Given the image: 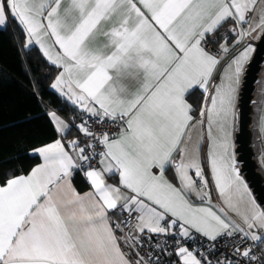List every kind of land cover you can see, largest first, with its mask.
Here are the masks:
<instances>
[{
	"label": "snow or ice",
	"instance_id": "1",
	"mask_svg": "<svg viewBox=\"0 0 264 264\" xmlns=\"http://www.w3.org/2000/svg\"><path fill=\"white\" fill-rule=\"evenodd\" d=\"M63 3L0 0V27L15 21L21 48L56 70L47 88L80 117L46 109L57 135L31 150L42 162L0 184V264H264V202L240 176L230 131L264 0ZM196 89L199 119L186 99ZM259 124L264 134V105ZM197 237L212 251L190 249Z\"/></svg>",
	"mask_w": 264,
	"mask_h": 264
},
{
	"label": "trees",
	"instance_id": "2",
	"mask_svg": "<svg viewBox=\"0 0 264 264\" xmlns=\"http://www.w3.org/2000/svg\"><path fill=\"white\" fill-rule=\"evenodd\" d=\"M222 27L216 36H224ZM232 38V36H230ZM212 40V38H210ZM22 36L15 21L9 17L6 27L0 28V182L3 183L13 175L26 174L40 162L31 150L56 138L49 118L44 111L55 110L65 119L76 117L80 123L79 114L70 102H66L53 90L47 88L51 82L48 74L54 77L55 69L50 68L36 47L29 51L21 48ZM38 91L43 103L38 102L33 91ZM198 114L203 94L194 90L188 95ZM255 113V107H254ZM253 146L256 158L261 168L256 145L260 142L259 134L254 130L253 114ZM69 138L77 135L73 128ZM264 174L263 170H261ZM243 174V173H242ZM80 191L87 190L89 183L80 172L73 177Z\"/></svg>",
	"mask_w": 264,
	"mask_h": 264
},
{
	"label": "water",
	"instance_id": "3",
	"mask_svg": "<svg viewBox=\"0 0 264 264\" xmlns=\"http://www.w3.org/2000/svg\"><path fill=\"white\" fill-rule=\"evenodd\" d=\"M235 51V50H234ZM264 64V35L256 42V48L248 63L239 98V120L236 133L238 162L240 171L256 196L264 202V174L256 158L253 146V114L256 84Z\"/></svg>",
	"mask_w": 264,
	"mask_h": 264
},
{
	"label": "crops",
	"instance_id": "4",
	"mask_svg": "<svg viewBox=\"0 0 264 264\" xmlns=\"http://www.w3.org/2000/svg\"><path fill=\"white\" fill-rule=\"evenodd\" d=\"M67 2H68V0H64V3L61 5V10H63V7H65L66 5H67ZM229 24H231V21H229L228 23H226L224 26H223V28H224V30H223V34L224 35H226V29L228 28V26H229ZM0 28H3V27H0ZM216 35V34H215ZM230 36L231 35H228V37H227V39H228V44L229 45H231V43H232V39L234 38V37H232V38H230ZM217 37V36H216ZM219 37H223L222 35L221 36H219ZM211 37H209V41H211L212 42V40L210 39ZM218 38V37H217ZM101 41H100V39L97 37V38H94L93 40H91L90 41V44H92L93 46H95L96 44H98V43H100ZM222 42V41H221ZM213 43V42H212ZM213 45H214V47L216 48V50L218 49V47H219V45H218V43H213ZM208 49V48H207ZM209 50V49H208ZM235 49H233V51H234ZM210 51H212V50H210ZM214 52V54H215V51H213ZM251 61V60H250ZM249 61V62H250ZM196 90H198V89H196ZM186 99H187V102L189 103V104H191L192 105V103H191V101L189 100V98H188V95H187V97H186ZM262 105H264V64H263V67H262V70H261V72H260V76H259V79H258V81H257V84H256V90H255V102H254V107L256 106L257 107V109H258V113H257V121H256V126H257V130H256V132L259 134V137H260V142H259V144L258 145H256V148L258 149L257 150V152L259 153V160L261 161V156H262V154H264V138H262V135H264V134H262L261 133V129H260V124H259V118H260V115H261V106ZM193 106V105H192ZM194 109V108H193ZM60 115V114H59ZM194 115V114H193ZM61 116V115H60ZM195 117H196V119H199V116H198V114L197 115H194ZM62 118H64L63 116H61ZM65 119V118H64ZM65 120H67V119H65ZM232 134V133H231ZM235 145L233 144V148L235 149V147H234ZM207 151H208V141H207V139H205V141H204V143H203V146H202V148H201V150H200V157H201V161L203 162V166H204V170H205V173L207 174L208 173V164H207ZM234 153H235V150H234ZM237 155H236V153H235V157H236ZM237 160V159H236ZM42 161L40 160V162L39 163H41ZM38 163V164H39ZM238 166H239V164H238ZM261 166H262V168H263V172H264V164H262L261 163ZM27 174V173H26ZM166 175L169 177V179H171V177H172V173H171V170H169L168 172H166ZM242 172L240 173V176H241V178L243 179V181L247 184V185H249L248 184V182L246 181V179L244 180V178L242 177ZM106 179H107V181L109 182V183H113V182H118V176H115V175H113V176H107L106 177ZM0 184H2L1 182H0ZM72 185L76 188V190L79 192V193H81V194H83L84 192H86V191H88L89 190V188L87 189V190H84V191H80L77 187H76V185H75V183H74V181H73V179H72ZM248 189H249V191L251 192V194H252V196H253V198H254V193H253V191H251L252 189L250 188V186H248ZM212 196H213V201L214 202H216L217 201V199H218V197H217V194H216V192H215V190H213V192H212ZM256 197V196H255ZM257 200V199H256ZM257 202H258V200H257ZM259 203V202H258ZM111 214V213H110Z\"/></svg>",
	"mask_w": 264,
	"mask_h": 264
},
{
	"label": "rangeland",
	"instance_id": "5",
	"mask_svg": "<svg viewBox=\"0 0 264 264\" xmlns=\"http://www.w3.org/2000/svg\"><path fill=\"white\" fill-rule=\"evenodd\" d=\"M257 33H253V37L251 38L250 42L252 43V46H253V52L250 54V60L252 59L253 55H254V52H255V48H256V42L260 39L261 36H259V38H257ZM249 60V61H250ZM249 63V62H248ZM248 65V64H247ZM247 65H246V68H247ZM246 71V69H245ZM244 75H245V72L241 78V83H240V87H239V90H238V93H237V97H236V101H235V119H234V123L232 125V127L230 128V131L232 133V141H233V144L235 145V153H236V159L238 158V153L236 151L237 149V143H236V133L238 131V120H239V98H240V92H241V89H242V85H243V80H244ZM257 113H258V109L257 107L255 106V113H254V130H257V126H256V121H257ZM238 162V160H237ZM239 164V162H238ZM260 164H261V161H260ZM240 164H239V170H240ZM260 170H263L262 166L260 168ZM241 173V171H240ZM242 177L244 178L245 180V177L244 175H242ZM249 186V185H248ZM252 191V190H251ZM254 198L256 199L255 195H254Z\"/></svg>",
	"mask_w": 264,
	"mask_h": 264
},
{
	"label": "built area",
	"instance_id": "6",
	"mask_svg": "<svg viewBox=\"0 0 264 264\" xmlns=\"http://www.w3.org/2000/svg\"><path fill=\"white\" fill-rule=\"evenodd\" d=\"M206 47L209 50L216 51V48L214 47V45H213V43L211 41H209V43L207 44ZM85 119H87V117H85ZM88 122H89V124H93V126H94V122L93 121L89 120ZM105 128L115 131V126L110 124V123L106 124ZM161 239H163V238L161 237ZM155 240H156V237H153V242H155ZM169 243H171V240H169ZM216 244H217L218 248L221 247V242L220 241H217ZM188 246H189L190 249H192V248H201L206 253L212 251L210 242L208 240H206V239H201L200 237H197L196 241L193 242V243H189ZM230 248H231V242H229L228 250H230ZM146 250L147 249L145 248V249H142L141 251L143 252V251H146ZM241 250H243V249H241ZM215 255L216 256H223L224 255V251H217L215 253ZM169 259H175V257H162V260L164 261V264H167Z\"/></svg>",
	"mask_w": 264,
	"mask_h": 264
}]
</instances>
